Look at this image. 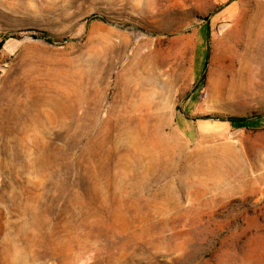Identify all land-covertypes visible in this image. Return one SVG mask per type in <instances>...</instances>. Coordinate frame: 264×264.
<instances>
[{
    "label": "rangeland",
    "instance_id": "obj_1",
    "mask_svg": "<svg viewBox=\"0 0 264 264\" xmlns=\"http://www.w3.org/2000/svg\"><path fill=\"white\" fill-rule=\"evenodd\" d=\"M226 4L0 0V264H264V0Z\"/></svg>",
    "mask_w": 264,
    "mask_h": 264
},
{
    "label": "crops",
    "instance_id": "obj_2",
    "mask_svg": "<svg viewBox=\"0 0 264 264\" xmlns=\"http://www.w3.org/2000/svg\"><path fill=\"white\" fill-rule=\"evenodd\" d=\"M226 2H227L226 7L229 9L230 4H231L232 2H235V3H236V0H226ZM229 10H230V9H229ZM257 128H263V127H257Z\"/></svg>",
    "mask_w": 264,
    "mask_h": 264
},
{
    "label": "trees",
    "instance_id": "obj_3",
    "mask_svg": "<svg viewBox=\"0 0 264 264\" xmlns=\"http://www.w3.org/2000/svg\"><path fill=\"white\" fill-rule=\"evenodd\" d=\"M244 119H248V118H244ZM244 119H235V118H232V119H230V121L232 122V123H235L236 121H242V120H244Z\"/></svg>",
    "mask_w": 264,
    "mask_h": 264
},
{
    "label": "bare ground",
    "instance_id": "obj_4",
    "mask_svg": "<svg viewBox=\"0 0 264 264\" xmlns=\"http://www.w3.org/2000/svg\"><path fill=\"white\" fill-rule=\"evenodd\" d=\"M150 13H151V11H150ZM256 53V52H255ZM256 57V56H255ZM261 60V59H260ZM262 61V60H261ZM261 64V63H260ZM263 64V63H262Z\"/></svg>",
    "mask_w": 264,
    "mask_h": 264
}]
</instances>
